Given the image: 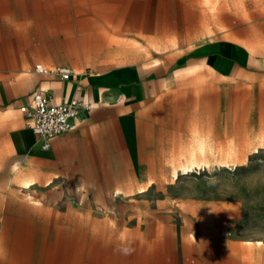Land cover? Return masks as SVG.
I'll return each mask as SVG.
<instances>
[{
	"label": "rangeland",
	"instance_id": "1",
	"mask_svg": "<svg viewBox=\"0 0 264 264\" xmlns=\"http://www.w3.org/2000/svg\"><path fill=\"white\" fill-rule=\"evenodd\" d=\"M57 64L158 68L174 124L52 181L0 116V264H264V0H0V83Z\"/></svg>",
	"mask_w": 264,
	"mask_h": 264
},
{
	"label": "crops",
	"instance_id": "2",
	"mask_svg": "<svg viewBox=\"0 0 264 264\" xmlns=\"http://www.w3.org/2000/svg\"><path fill=\"white\" fill-rule=\"evenodd\" d=\"M74 71L70 79L63 80L34 70L26 88L23 89L18 81L11 85L13 95L6 84L0 83V116L8 128V137L2 142L3 150L16 157L27 156L31 162L45 160L52 181H63L70 164L85 163L74 157H86L89 159L86 163L91 165L101 164L100 158L108 149L129 150L135 164L140 155L138 150L157 147L149 142L157 140L155 135L159 127L174 124L172 110L176 108L175 98L181 89L168 86L158 68L145 69L140 77H128L112 84H106L102 78H89L90 73ZM38 88L51 90L56 103L74 97H83L93 103L92 110L77 117L74 128L54 138L48 150L42 149L30 127L24 126L27 118L21 110L31 102ZM144 141L147 143H142ZM19 163L21 161L17 160L16 167Z\"/></svg>",
	"mask_w": 264,
	"mask_h": 264
},
{
	"label": "built area",
	"instance_id": "3",
	"mask_svg": "<svg viewBox=\"0 0 264 264\" xmlns=\"http://www.w3.org/2000/svg\"><path fill=\"white\" fill-rule=\"evenodd\" d=\"M35 71L40 74L58 76L68 80L75 73L74 69L56 65L47 68L37 65ZM93 103L83 97H74L61 103L54 102V94L49 89L38 88L29 104L21 110L25 113L28 126L37 136L42 149L48 150L52 140L74 128V120L80 115L90 112Z\"/></svg>",
	"mask_w": 264,
	"mask_h": 264
},
{
	"label": "bare ground",
	"instance_id": "4",
	"mask_svg": "<svg viewBox=\"0 0 264 264\" xmlns=\"http://www.w3.org/2000/svg\"><path fill=\"white\" fill-rule=\"evenodd\" d=\"M34 183H35V180L33 181V179H29V180H26V181L24 182V186H25L26 188H29V187H31Z\"/></svg>",
	"mask_w": 264,
	"mask_h": 264
}]
</instances>
